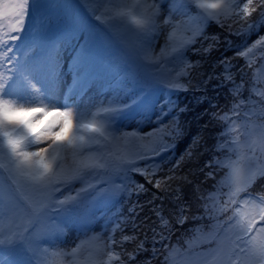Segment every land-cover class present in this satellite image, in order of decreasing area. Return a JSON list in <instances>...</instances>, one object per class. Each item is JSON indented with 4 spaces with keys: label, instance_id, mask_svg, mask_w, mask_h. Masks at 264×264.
<instances>
[{
    "label": "snow or ice",
    "instance_id": "6c2138e0",
    "mask_svg": "<svg viewBox=\"0 0 264 264\" xmlns=\"http://www.w3.org/2000/svg\"><path fill=\"white\" fill-rule=\"evenodd\" d=\"M74 3L110 30L111 41L118 45L114 59L127 65V83L123 90L92 99L84 106L76 105L81 112L90 113L92 121H98L99 126L88 124L89 136L75 131L70 120L53 131L54 125L48 119L51 113L47 112L44 92L34 73H40L51 83L56 72L54 59L49 56L31 70L19 69L18 58L9 44L18 39L25 27L29 0H0V264H153V261L161 264L156 259L158 252L164 257L163 264H176L174 249L164 245V240L177 223L184 224L190 214L202 210L224 213L227 227L218 225L222 234H213V248L185 257L182 264H264V226L256 227L257 218L264 225V194L256 195L258 204L247 198L255 194L257 185L264 192V91L258 98L251 93L243 95L250 80L248 66L240 64V58L251 61L257 53L259 62L264 64V0H132L127 7L106 5L100 15L85 0ZM125 11L133 19L141 17L143 24L132 29L117 20ZM212 22L234 33L235 39L225 38L220 44L222 33L207 34ZM178 33L183 34L179 42L175 39ZM162 37L164 45L157 52L154 41ZM195 44L200 47H194ZM218 46L232 47L233 55H213ZM186 47L200 60L189 62ZM165 58H168L165 62L177 63L183 70L175 74L154 71ZM204 64H209L207 72L201 70ZM73 67L78 73V61ZM137 84L144 87L160 84L175 91L199 89L202 95L196 97L197 103L207 104L202 113L208 120L184 153L173 158L174 163L165 161L171 164L167 170L170 175L161 173L160 177H153L146 170L149 165L145 158L149 154L166 156L169 149L175 148V142L184 134L180 116L187 106L162 100L158 128L149 133L135 131L138 127H133L132 132L123 131L117 120L140 100L139 96L130 95ZM209 85L224 93L223 106L219 93L209 94ZM79 86L77 76L70 90L76 92ZM69 105L64 104L65 111H72ZM40 107L45 110L43 122L29 115ZM141 107L144 111L150 109L147 104ZM237 109L241 113L236 116L238 123L233 122L235 126L229 132L233 143L226 145L237 158L232 160L225 154L221 159L215 152L219 143L209 147L205 133L226 120L228 111L235 113ZM163 116L168 117L167 124ZM42 127L47 131H41ZM29 138L38 143L50 142L30 152L26 147ZM202 141L209 154L201 167L195 172L189 170L188 174L199 173L204 182L177 176L186 158L190 162L202 155L199 151ZM48 152L53 155L45 166L41 160H45ZM36 156L39 159H34ZM53 160L60 162L55 171ZM242 160L248 163L242 164ZM220 165L228 171L215 184L216 194L206 196L219 175ZM154 167L159 169V165ZM140 172L146 178L152 177L155 188L163 193L161 196L152 193L145 202L151 205L144 215L148 225L141 222L140 226L148 228L151 235L148 231L142 236L137 232L139 217L133 214L138 207L143 211V206L133 204L123 221L126 226L131 222L133 234L120 231L119 241L109 236L103 242L95 234L87 241L81 240L70 252L58 248L61 236L71 228L87 235L95 220L97 198L148 192L132 179L133 173ZM77 183L80 187L74 189ZM174 183L179 187L173 188ZM185 185L190 188L191 199L184 198ZM224 186L229 189L228 198L221 203ZM241 196L246 198L241 200ZM240 204L242 208L237 207ZM73 209L77 214L68 218L66 214ZM113 228L119 231L116 225ZM157 237L162 252L155 247ZM149 243L152 247H145Z\"/></svg>",
    "mask_w": 264,
    "mask_h": 264
},
{
    "label": "clouds",
    "instance_id": "9594fccd",
    "mask_svg": "<svg viewBox=\"0 0 264 264\" xmlns=\"http://www.w3.org/2000/svg\"><path fill=\"white\" fill-rule=\"evenodd\" d=\"M132 3V0H109V4L114 8H118L120 6H130ZM117 20L126 23L130 28L136 29L137 27L141 26L143 24V20L141 17H136L133 19L132 16H130L126 11L123 13V15L118 16ZM47 104V112L51 113V115L48 117L49 123L53 124V131L57 130L60 126L63 125L65 121L70 120L72 122V126L75 131L85 135L89 136V123H96L97 126H99L98 121H92L90 113H83L79 109L76 108L75 105H69L68 108L72 109V111H65V107L63 104H56L52 103L46 100ZM34 119H39L43 122L45 118V110L43 107H40L38 111L34 112ZM83 126V127H82ZM41 131H47V128L42 127L40 129ZM50 142V141H49ZM49 142H34L29 138V143L26 145L27 150L30 152H35L38 148L44 147L46 143ZM52 152H48L45 160H41V163L47 166L46 160H49L52 158ZM34 159H39V156L34 157ZM59 160H53L52 161V171H55L57 167L59 166Z\"/></svg>",
    "mask_w": 264,
    "mask_h": 264
},
{
    "label": "rangeland",
    "instance_id": "374dc122",
    "mask_svg": "<svg viewBox=\"0 0 264 264\" xmlns=\"http://www.w3.org/2000/svg\"><path fill=\"white\" fill-rule=\"evenodd\" d=\"M177 19H179V18H177ZM97 92V91H96ZM103 96H102V91L101 90H99V92H97V94H95L94 96H91L89 99H88V101H85V102H83L82 104H78L79 106H84L87 102H89L90 100H92V99H100V98H102ZM106 103V102H105ZM225 224V223H224ZM224 224H222L221 226H223L224 227ZM227 226H225L224 228H226ZM208 238L209 239H211V240H214V238L212 237V236H208Z\"/></svg>",
    "mask_w": 264,
    "mask_h": 264
}]
</instances>
